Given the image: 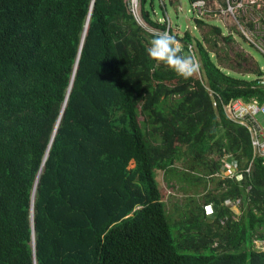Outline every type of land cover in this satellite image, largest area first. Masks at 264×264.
Returning <instances> with one entry per match:
<instances>
[{"label": "trees", "instance_id": "1", "mask_svg": "<svg viewBox=\"0 0 264 264\" xmlns=\"http://www.w3.org/2000/svg\"><path fill=\"white\" fill-rule=\"evenodd\" d=\"M136 6L143 25L129 0H0V264H264V157L223 109L264 101L262 68ZM159 31L198 73L156 66ZM158 172L215 186L172 220Z\"/></svg>", "mask_w": 264, "mask_h": 264}, {"label": "rangeland", "instance_id": "2", "mask_svg": "<svg viewBox=\"0 0 264 264\" xmlns=\"http://www.w3.org/2000/svg\"><path fill=\"white\" fill-rule=\"evenodd\" d=\"M153 0V9L152 16L159 21L168 19L170 21L171 27L179 33H182L185 30L191 32V34L198 36L203 40L204 45L209 47H216L219 56H223L224 51H230L229 47L231 46L232 50L242 51L244 54L249 56L253 61L264 67V56L256 49L251 47L245 39H243L234 29H232L227 22H222L219 20H207L209 26L204 27L202 30L198 27H195L194 17L190 12L189 0ZM135 2V3H134ZM137 0H129V8L132 13L137 18L138 22L143 25L140 21L137 13ZM164 13L162 16L161 13ZM168 15V16H165ZM218 26L221 29V34H216L212 31L211 26ZM230 34L233 41L225 43L222 40V36ZM214 54H212L213 56ZM213 59L217 61L218 58ZM224 70L236 77H252L251 74L241 75L235 71L224 68ZM128 167L133 166V162L130 160L127 164ZM199 172H202L199 169ZM157 182L160 184L162 189L163 200L165 202V208L167 213L170 215L172 220H176L180 217V214L183 213L185 207H192L194 203H203V196L207 190H212L215 186L214 180H210L206 176V182H196L188 179H180L177 174L168 173L163 174L161 172L157 173ZM190 197L193 200H188ZM187 203L189 206H187ZM186 205V206H185ZM236 214H239V209L235 204L231 206ZM212 210L211 206L205 207V212L210 213ZM175 229H172L174 234ZM175 236V235H173ZM254 245L257 249H264V241H254Z\"/></svg>", "mask_w": 264, "mask_h": 264}, {"label": "built area", "instance_id": "3", "mask_svg": "<svg viewBox=\"0 0 264 264\" xmlns=\"http://www.w3.org/2000/svg\"><path fill=\"white\" fill-rule=\"evenodd\" d=\"M189 6L194 18L229 23L264 56V0H192ZM261 68L258 83L264 85V67ZM223 109L228 118L247 127L253 155L264 157V101L230 99ZM225 164L229 173L234 170L232 161Z\"/></svg>", "mask_w": 264, "mask_h": 264}, {"label": "clouds", "instance_id": "4", "mask_svg": "<svg viewBox=\"0 0 264 264\" xmlns=\"http://www.w3.org/2000/svg\"><path fill=\"white\" fill-rule=\"evenodd\" d=\"M152 36L147 54L156 62V66L162 64L186 80L199 72L198 59L190 50L185 53L184 46L174 35L159 31L152 33Z\"/></svg>", "mask_w": 264, "mask_h": 264}, {"label": "bare ground", "instance_id": "5", "mask_svg": "<svg viewBox=\"0 0 264 264\" xmlns=\"http://www.w3.org/2000/svg\"><path fill=\"white\" fill-rule=\"evenodd\" d=\"M133 1H136V0H132V2H133ZM134 3H135V2H134Z\"/></svg>", "mask_w": 264, "mask_h": 264}]
</instances>
